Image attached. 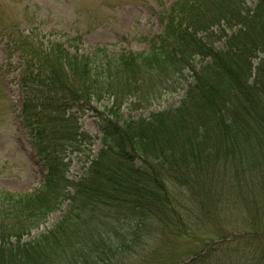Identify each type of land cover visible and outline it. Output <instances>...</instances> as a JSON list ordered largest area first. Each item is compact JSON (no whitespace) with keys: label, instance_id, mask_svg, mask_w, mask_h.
<instances>
[{"label":"trees","instance_id":"obj_1","mask_svg":"<svg viewBox=\"0 0 264 264\" xmlns=\"http://www.w3.org/2000/svg\"><path fill=\"white\" fill-rule=\"evenodd\" d=\"M160 24L145 52L113 54L0 22L43 172L0 189V264H264V0H176ZM170 90L176 107L123 116ZM88 112L101 148L72 178Z\"/></svg>","mask_w":264,"mask_h":264},{"label":"rangeland","instance_id":"obj_2","mask_svg":"<svg viewBox=\"0 0 264 264\" xmlns=\"http://www.w3.org/2000/svg\"><path fill=\"white\" fill-rule=\"evenodd\" d=\"M175 1L0 0V22L22 23L21 30H34V34L42 40L47 36L50 38V32H54L62 41L66 39L65 35L70 38L80 36L82 48L88 51L106 48L113 54L141 53L148 49L149 39L160 32L161 9H168ZM5 57L4 49L0 46V189L19 195L36 189L41 184L43 172L34 157L31 140L20 116L21 67L15 60L9 64ZM184 94L183 90L166 91L150 104L138 103L125 107L123 116L147 118L152 113L176 107ZM106 105L108 103L104 101L98 108ZM91 116L90 112L84 115L82 127L91 135L93 142L90 147H84L83 156L72 157V178L80 176L82 166L86 165V156L91 154L92 158L101 148V133ZM257 190L258 187L251 181L244 184L242 189L244 194ZM241 204L243 206L245 203ZM59 217L60 213L49 216L36 234L50 229ZM193 241H180L178 248L181 252L186 251L193 246Z\"/></svg>","mask_w":264,"mask_h":264}]
</instances>
